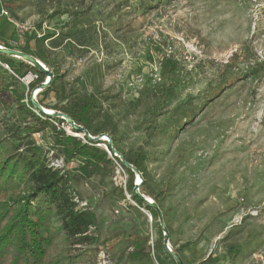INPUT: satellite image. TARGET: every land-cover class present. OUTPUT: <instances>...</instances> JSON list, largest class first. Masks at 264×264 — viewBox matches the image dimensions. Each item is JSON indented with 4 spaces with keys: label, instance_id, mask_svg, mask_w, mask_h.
<instances>
[{
    "label": "rangeland",
    "instance_id": "obj_1",
    "mask_svg": "<svg viewBox=\"0 0 264 264\" xmlns=\"http://www.w3.org/2000/svg\"><path fill=\"white\" fill-rule=\"evenodd\" d=\"M2 9L9 16L0 40L10 38L0 45L58 77L50 85L54 75L28 69L39 76L33 93L2 66L8 90L0 94V161L19 147L8 127L34 123L16 94L24 102L33 95L52 114L93 102V128L77 138L106 137L116 150L98 144L113 169L75 182L80 207L101 222L98 243L80 249L78 264H177L173 254L184 264H264V0H0ZM166 58L175 70L163 77ZM41 136L46 143L31 138L50 166L77 174L71 169L80 161L65 164L52 148V129ZM127 152L146 156L145 178L122 166ZM130 180L157 202L168 248L159 213L137 205Z\"/></svg>",
    "mask_w": 264,
    "mask_h": 264
},
{
    "label": "trees",
    "instance_id": "obj_2",
    "mask_svg": "<svg viewBox=\"0 0 264 264\" xmlns=\"http://www.w3.org/2000/svg\"><path fill=\"white\" fill-rule=\"evenodd\" d=\"M47 39L49 37L44 36L41 41L44 43ZM41 59L47 62L45 58ZM0 63V71L8 73L2 69V66H6L20 78L35 69L27 62L17 64L3 53H0ZM20 66L25 72L21 71ZM174 70L175 63L170 58L161 63L163 77ZM53 75L50 85L58 77ZM3 83L4 78L0 75V94L8 90V86ZM31 87L34 89L35 84ZM24 100V96L15 95L14 101L18 109L27 114L34 123L25 127H8L10 137L18 141L19 147L14 155L0 161V264L81 263L84 254L80 249L85 246L90 248L98 243L101 222L91 208L80 207L75 182L80 183L95 176L102 177L106 175L107 169H113V160L108 152L98 146L106 144L111 151L110 145L106 141L95 142L87 137L88 143H84L64 130L65 120L43 114L29 97L27 103ZM12 102L10 95L7 100L3 98L7 107ZM93 107V102L79 100L60 108V111L90 133L96 120ZM48 128L52 129L54 136L52 148L63 153L64 163L68 164L74 159L80 161L78 167L71 169L77 174L72 175L65 170L51 167L43 146L37 140H32L33 135L43 134ZM44 142L46 140L43 138ZM121 155L132 167L128 168L122 163L130 175L134 174V168L145 178L147 158L144 154L127 152ZM113 157L119 161L117 157ZM127 191L139 207L146 208L153 217L158 218L157 211L135 192L132 180L127 184ZM119 195L125 199L123 189H120ZM55 218L59 220V225L54 224ZM159 226L160 237L164 239L163 228ZM138 256L135 255L140 260Z\"/></svg>",
    "mask_w": 264,
    "mask_h": 264
},
{
    "label": "water",
    "instance_id": "obj_3",
    "mask_svg": "<svg viewBox=\"0 0 264 264\" xmlns=\"http://www.w3.org/2000/svg\"><path fill=\"white\" fill-rule=\"evenodd\" d=\"M0 53H3V54H6L8 56H18L20 57V59L24 60L25 62H27L28 64H30L32 67H34L35 69H37L38 71L44 73L45 75L47 76H50V79H52L53 75L46 70V67L41 64L37 59H35L34 57H32L31 55H28V54H25V53H22V52H19V51H16V50H13V49H8V48H0ZM48 86V84H43V85H40V89H44ZM37 89H34L33 90V93L36 92ZM33 96V95H32ZM32 96H31V101L33 102V104L35 105V107L37 108V110H39L40 112H43L45 115H48V116H60L62 117L63 120L67 121L69 124H71L74 128V130H76L78 133H81L83 132L85 135L88 134V132L82 128L81 126H78V125H75L74 121L69 118L68 116L64 115V114H49L47 113L46 111H44L42 109V107L35 101L32 99ZM95 140V139H94ZM92 140V141H94ZM108 140V143L110 144V148H111V151L116 154V150L114 149V147L112 146V142ZM118 158V156H117ZM121 160H123V163L125 164L126 167L128 168H132L124 159V157H120ZM134 173L138 174L141 178V173L136 170V169H132ZM140 185H137V187H139ZM136 192V191H135ZM139 197L149 206H152L158 213H159V221L161 223V227L163 228V230L165 231V233H167V230L166 228L164 227V221H163V215H162V212L160 211L158 205L156 203H150L147 198H145L142 194H140L139 192H136ZM164 243L166 245V247L168 248V243H169V236L167 234H165V239H164ZM173 256L175 257L176 259V263L177 264H184L182 259L177 255V254H173Z\"/></svg>",
    "mask_w": 264,
    "mask_h": 264
},
{
    "label": "built area",
    "instance_id": "obj_4",
    "mask_svg": "<svg viewBox=\"0 0 264 264\" xmlns=\"http://www.w3.org/2000/svg\"><path fill=\"white\" fill-rule=\"evenodd\" d=\"M2 14L4 15V16H9V13L7 12V11H5V10H3L2 11ZM17 78L24 84V85H26L27 87H29V86H31L32 84H34L36 81H38V79H39V76H38V74L37 73H35L34 71H32V72H28L27 74H25L23 77H18L17 76ZM26 102H28V100L26 101ZM66 122V127H64V130L68 133V134H70V135H73V136H75V137H77L76 135H75V133H74V128H73V126L71 125V124H69L67 121H65ZM75 125H77L76 123H75ZM38 138H41V142L40 143H43V140H42V136H41V133H37V134H35ZM35 137V136H34ZM36 139V138H35ZM37 140V139H36ZM38 141V140H37ZM39 142V141H38ZM106 151L109 153V151H108V149H107V147H106Z\"/></svg>",
    "mask_w": 264,
    "mask_h": 264
},
{
    "label": "crops",
    "instance_id": "obj_5",
    "mask_svg": "<svg viewBox=\"0 0 264 264\" xmlns=\"http://www.w3.org/2000/svg\"><path fill=\"white\" fill-rule=\"evenodd\" d=\"M4 9H2L1 11H0V14H2V11H3ZM7 18V17H6ZM6 18H5V16L4 17H1L0 18V23L1 22H6L7 20H6ZM4 28V26L2 27L1 26V24H0V30H2ZM5 29H3V31H4ZM10 31V29H8V31H6V32H9ZM3 37V39H5V40H9V38H10V36H2ZM5 40H0V43L1 44H4V43H6V42H4ZM39 61V60H38ZM41 64H43L44 65V63H42L41 61H39ZM45 66V65H44ZM46 67V66H45Z\"/></svg>",
    "mask_w": 264,
    "mask_h": 264
},
{
    "label": "bare ground",
    "instance_id": "obj_6",
    "mask_svg": "<svg viewBox=\"0 0 264 264\" xmlns=\"http://www.w3.org/2000/svg\"><path fill=\"white\" fill-rule=\"evenodd\" d=\"M0 48H3V47L0 45ZM15 57L20 59V57H18V56H15ZM39 92H40V89L37 91V93H39ZM44 110H45L47 113H49V114H52V112H53V111H51V110H47L46 108H44ZM75 135L78 136V134H75ZM79 138H81V135H79ZM102 140H103V141H107V138L104 137ZM147 200H148L151 204L153 203L152 200H149L148 198H147Z\"/></svg>",
    "mask_w": 264,
    "mask_h": 264
}]
</instances>
